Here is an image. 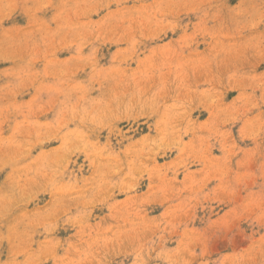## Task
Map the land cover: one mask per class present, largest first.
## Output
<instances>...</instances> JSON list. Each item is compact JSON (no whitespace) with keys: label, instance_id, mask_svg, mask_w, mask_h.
Wrapping results in <instances>:
<instances>
[{"label":"rangeland","instance_id":"1","mask_svg":"<svg viewBox=\"0 0 264 264\" xmlns=\"http://www.w3.org/2000/svg\"><path fill=\"white\" fill-rule=\"evenodd\" d=\"M0 264H264V0H0Z\"/></svg>","mask_w":264,"mask_h":264}]
</instances>
